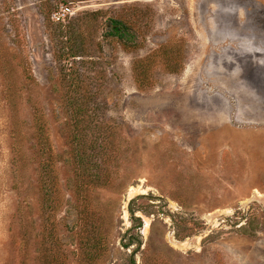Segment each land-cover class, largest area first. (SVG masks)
<instances>
[{
  "label": "rangeland",
  "instance_id": "rangeland-1",
  "mask_svg": "<svg viewBox=\"0 0 264 264\" xmlns=\"http://www.w3.org/2000/svg\"><path fill=\"white\" fill-rule=\"evenodd\" d=\"M108 17L139 44L105 39ZM57 30L121 162L71 158ZM0 264H264V0H0Z\"/></svg>",
  "mask_w": 264,
  "mask_h": 264
},
{
  "label": "trees",
  "instance_id": "trees-1",
  "mask_svg": "<svg viewBox=\"0 0 264 264\" xmlns=\"http://www.w3.org/2000/svg\"><path fill=\"white\" fill-rule=\"evenodd\" d=\"M44 16L46 17L45 13ZM47 18V17H46ZM55 32V52L54 59L58 63V74L60 78V84L62 88V96L65 108L67 109L70 126V153L74 163L78 166L86 163L85 159L88 157L102 154L105 155L108 151H114L117 156L112 158L115 162H121L119 152L123 149L124 137L122 135V127L119 123L111 124L109 119H104L94 113L90 107L93 100V92L88 90V85L83 80L85 78V65L83 54L79 52L73 42V40L60 30ZM103 37L117 38L126 47H135L139 44L137 34L132 28L131 21L127 19L108 17L104 20ZM65 39V41L62 40ZM79 58V59H77ZM150 83V82H149ZM150 85V84H149ZM38 143L42 144L44 150L47 146V137L45 135L44 128L40 126L37 131ZM110 149V150H109ZM85 165V164H84ZM91 169V167L89 166ZM44 188L49 198L53 193L54 184L47 183V175L51 173L50 168L44 167ZM78 174H75V178L71 182V186L74 188L77 198L90 204V194L84 188V186L77 182ZM89 185L96 186H113V181L110 180V176L103 172H93L89 174ZM146 195L140 194L135 196L129 201L128 211L135 220L133 215L134 210L131 209V205L139 198H144ZM48 198V199H49ZM84 217L95 218V213H85Z\"/></svg>",
  "mask_w": 264,
  "mask_h": 264
},
{
  "label": "built area",
  "instance_id": "built-area-1",
  "mask_svg": "<svg viewBox=\"0 0 264 264\" xmlns=\"http://www.w3.org/2000/svg\"><path fill=\"white\" fill-rule=\"evenodd\" d=\"M72 13L71 8L65 5H61L58 9H56L51 17L57 23H63L66 21L68 15Z\"/></svg>",
  "mask_w": 264,
  "mask_h": 264
}]
</instances>
